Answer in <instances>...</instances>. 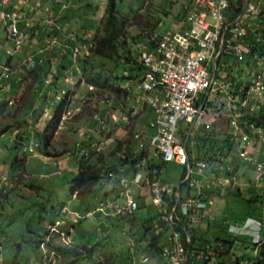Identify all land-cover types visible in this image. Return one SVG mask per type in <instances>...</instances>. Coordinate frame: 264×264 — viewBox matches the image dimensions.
Returning a JSON list of instances; mask_svg holds the SVG:
<instances>
[{"label": "rangeland", "instance_id": "374dc122", "mask_svg": "<svg viewBox=\"0 0 264 264\" xmlns=\"http://www.w3.org/2000/svg\"><path fill=\"white\" fill-rule=\"evenodd\" d=\"M114 1L116 11L123 19L122 41L134 57H141L146 38L154 29L158 33H165L178 31L181 27L183 14L179 0L174 4L168 0ZM252 2L264 18V0ZM108 3L109 0H31L27 6L20 4L23 8L18 7L26 18L22 23L26 41L18 50L7 41V32L0 23V68H8L7 77L0 82V130H3L0 135V238L3 236L2 243L0 241V264H35L39 253L42 254L41 249L36 250L35 244L37 241H44L45 236L49 240L48 244L64 249L76 248L73 243L83 244L85 240L98 243L92 258L78 264H110L112 261L124 264L123 261L127 259L125 252L129 248L133 264H165L158 257L151 258V255L143 263L142 259L147 255L135 257L133 254L136 248L143 250V245L148 244L150 235H144L142 242L138 244L135 239L143 235L144 221L157 213L149 197L142 200L146 208L124 222L95 212L101 203L117 200L109 192V183H104L106 181L83 185L78 192L71 194V182L78 171L80 158L75 151L78 133L97 131L93 116L110 112L116 108V101L130 104L127 101L130 98L128 90L135 87L132 81L122 78L126 77L124 66L121 65L123 59L118 62V66L111 63L102 65L88 50L87 45L95 34L102 35V20ZM257 18L250 19L255 22ZM256 32L261 41L253 52L247 48L242 62L228 58L227 70L236 75L240 86L251 85L252 74L256 72L264 82L263 28L258 27ZM68 34L75 35L82 46L77 64L72 63L68 56V52H71ZM29 58L33 64H29ZM35 61L40 62L37 64ZM97 74L104 79L111 76L109 84L123 89L126 95L122 93L118 100L116 95L108 96L86 84L87 75L94 77ZM117 76L119 81L115 82L113 78ZM199 99H204V96ZM61 102L64 106L62 117L65 120L62 121L61 117L56 129L51 132L48 128L54 111ZM208 111L210 114L198 120L195 129H206L205 132L224 139L230 132L227 120L223 117L215 118L210 108ZM145 116L148 117V114L138 116L134 128V132L143 136V145L148 133ZM218 120L220 124L216 123ZM111 136L115 141L99 155V159L88 160L103 177L110 166L118 163L120 157L126 156L128 147L137 146L131 134L126 136L122 126L113 129ZM93 138L99 140V136L95 135ZM119 141H123L120 142L121 148L117 145ZM109 142L110 140L107 141ZM192 142L194 145L189 150L196 157L198 148L195 140L192 139ZM237 151L238 144L235 143L231 155L236 157ZM251 151L252 158L258 157L260 162H264L263 141H257ZM236 162L241 164L240 160V163ZM155 163L160 164L158 161ZM224 168L225 165L222 170ZM253 168L252 163L241 164L236 187L229 189L228 185L229 190L238 188L239 197L224 198L225 189L221 190L223 194L218 197L211 211L214 220L219 223L225 221L227 225L234 223L235 219H244L249 212L259 211L262 214L264 199L263 203L256 199V202L247 204L256 195H264V170L262 181L251 182L257 176L256 173L253 174ZM182 172V166L170 163L163 167L162 177L165 182L177 186ZM136 192L137 188H134V196ZM147 192L148 189L143 190L145 195ZM111 210L110 205L106 211ZM56 221L64 224L56 229H64L65 237L70 236L69 240L50 233L48 227ZM256 225L254 229H257ZM207 226L204 221L196 225L205 240L211 243L215 239L232 242L229 254L212 258L210 264H256V260L264 264V226L257 244L253 243V237L226 233L219 225ZM253 234L257 235V232L253 231ZM235 236L239 238L236 239ZM127 242L131 245L128 246ZM39 248L46 254L49 252L46 247H41V243ZM203 256L204 253L200 252L193 264H202ZM44 262L48 264V261ZM54 262L62 264L65 261L62 257L55 256L49 264Z\"/></svg>", "mask_w": 264, "mask_h": 264}, {"label": "built area", "instance_id": "2783aa9c", "mask_svg": "<svg viewBox=\"0 0 264 264\" xmlns=\"http://www.w3.org/2000/svg\"><path fill=\"white\" fill-rule=\"evenodd\" d=\"M30 1L0 0V21L15 50L22 48L26 41L22 29L26 18L18 6L23 8L21 5L27 6ZM233 3L240 9L236 16ZM179 4L183 14L180 29L165 33L153 31L146 38L139 59L143 71L134 79L135 87L128 90L130 98L127 101L132 105L116 101V108L110 112L95 114L93 120L97 131L80 132L75 142L78 156L96 161L115 141L111 136L113 129L122 126L126 136L131 134L137 143L131 152L132 159L138 161L132 167L124 165L103 177L101 181L109 183V192L117 200L101 203L95 212L128 222L142 210L133 189H148L151 205L157 209L153 232L161 235L167 230L160 243V259L165 264H193L190 229L211 215L218 197L228 185L230 189L236 187L241 164L252 163L253 174L257 176L251 182L261 181L264 170V162L251 156L257 141L264 143V129L254 124L243 126L241 120V109L256 113L264 109V82L256 72L252 74L251 85L240 86L236 75L227 70L228 58L242 62L247 48L253 52L260 43L256 29L262 27L264 35L263 16L252 0H179ZM251 17H258L257 21H252ZM68 35L72 43L70 60L77 64L82 46L75 35ZM32 63L29 58V64ZM7 70L5 66L0 68V81L6 77ZM124 74L128 75L127 72ZM202 95L204 99L200 100ZM208 108L215 118L227 120L229 135L238 144L237 156L231 158L228 153L227 158H221V163L198 159L189 150L194 145L190 136L200 130L195 129L197 121L210 114ZM145 114H148L145 116L148 133L143 145V136L134 132V128L138 116ZM93 132L99 140H94ZM139 155H142L141 160ZM157 161L159 165L155 163ZM170 163L180 165L183 172L186 171L177 186L165 182L162 177L163 167ZM172 202L175 204L171 205ZM110 205L112 210L107 212ZM262 215L261 219L247 218L241 224H231L228 231L237 236L253 237V243L257 244L264 226V211ZM255 224L257 229L253 228ZM61 225L64 224L56 221L48 230L65 237L64 229H56ZM65 238L69 240L67 235ZM127 245L131 243L127 242ZM207 258L205 254L204 259ZM147 261L148 257L142 259L143 263Z\"/></svg>", "mask_w": 264, "mask_h": 264}, {"label": "trees", "instance_id": "16d2710c", "mask_svg": "<svg viewBox=\"0 0 264 264\" xmlns=\"http://www.w3.org/2000/svg\"><path fill=\"white\" fill-rule=\"evenodd\" d=\"M232 8L234 10V16L238 15L240 12V9L238 8V6H236L233 3ZM102 21L104 22V27L102 28V31H101L102 35L95 34V37L91 39V42L88 44V45H91L90 52L93 58H95L96 61L102 65H104L105 63H111V64H116L115 66L120 65L118 62L121 61V59H123L122 60L123 62L121 65L124 66L123 69L127 71L128 73L127 77H122L123 80H134L137 76H139L142 73L143 67L140 64V60H139L140 57L138 58L134 57L131 54V52L126 48L125 43L122 41L121 28L123 26V19L121 18L119 13L116 11L114 0H109V3L105 9V16L103 17ZM71 25H72V22H71ZM68 43L70 46H72V43L70 41ZM68 56L70 57V52H68ZM38 62L40 61H35V63L37 64ZM6 77H7V74H6ZM113 79L115 80V82L119 81L118 76ZM111 80H112L111 76H108L105 79L101 78V76L98 74L95 75L94 77L92 75L86 76V84L92 87H96L100 92L106 93L108 96L110 94H114L116 95L117 99H119L120 98L119 96H122V93L126 95V92H124L123 89L114 88L113 86H111L109 84ZM62 103L63 102H61V104L54 111V115L50 122L51 126L48 128L50 129L51 132H53L56 129L57 124L60 120V117L63 113L64 106ZM241 112H242L241 120L243 122V126L254 124L256 127H262L264 129V109L257 113L256 112H246L243 109H241ZM2 131L3 130H0V135ZM205 131L206 130L204 131L198 130L192 133V135L190 136V140L192 139L195 140L196 142L195 145L198 148V155L196 156V158L209 161L210 163H221L222 162L221 158L222 157L227 158L228 153H229V157L231 156V158H234V156H232L231 154L233 153L232 151L235 147L236 142L234 138H232V136L227 134L224 139H221V138H217L215 134L208 133ZM127 144L129 146V142ZM117 145L119 146V148H121L122 146L120 142L117 143ZM134 148L135 146L128 147L126 151L127 152L126 156L120 157L118 163H115L112 166H110L107 169V172L117 171L119 167H122L124 165H129L130 167H132L138 161V159L137 160L132 159L131 152L133 151ZM138 158L141 160L142 155H139ZM98 159L99 157L96 159V161ZM78 161H79L78 166H77L78 171L75 174L74 179L71 182V194L72 195L78 192V189L83 187V185H87V184L94 185L100 182L103 178L102 174L100 175L99 172L91 166V162H89L86 158L82 156L79 158ZM185 175H186V171L184 170L182 174V178H184ZM262 185L264 188V182L262 183ZM229 189H227L224 192V198H227L228 196H234V197L238 196L239 197L240 194H239L238 188L233 189V190H229ZM148 197H149L148 195H145L143 193V190H139V191L137 190L135 198L138 201L140 209L146 208V206L142 204V200ZM256 199H260L259 202L263 203L264 195L263 194L256 195L254 198L248 200L247 204L250 205L252 201L256 202ZM173 204H175V202L171 203V205ZM262 216L263 215L259 211L256 213L249 212V214L244 219H235L234 223H228L227 225H225L226 224L225 221L219 223L217 220H214L212 218V213H211V215L203 221L207 222L208 224L207 228L211 225H215V226L219 225V228L224 229L226 233L228 232L229 234H232L228 231L229 225L235 224V223L241 224L249 217L251 218L253 217L257 219L258 217H260L261 219ZM155 218L156 216H152L151 218L144 221L143 226H142L144 229L143 235L140 238L135 239V243L138 244L142 242V239L144 235L146 234L150 235V237L148 240V244H146L145 246L143 245V250H140L139 248L135 249L133 253L135 257L142 254V255H147V257L151 255V258H155V257L160 258V253H161L160 243L163 241L167 230L165 231V233L161 235H156L153 232V227H152L153 221L155 220ZM203 221H201L200 223H202ZM190 234H191V241H192L191 243L192 245L190 249V256H191L192 262H194V260L197 259V256L200 252H203L204 255L206 254L208 256L207 259H204V256H203L202 264H210V260L212 258L228 255L229 252L232 250V247H231L232 242L221 241L219 239H215V242L211 243L205 240L200 233V228L198 227L190 229ZM67 237L70 238V236H67ZM239 237H236V239H238ZM0 239L2 243L3 236H1ZM48 241L46 240V236H45L44 241L36 242L35 244L36 250L39 251L41 249L42 254L38 252L39 257H38V260L35 262V264H42V262L43 264H47L44 261H48V264H49L51 262V258L55 256L57 258L62 257L64 259L65 262L62 264H78L80 262L90 260L92 256L94 255L95 249L99 246L98 243L94 244V243L88 242L87 240H85L83 244L80 243L81 245L77 243L75 244L72 241V243L74 244L76 248L64 249L59 246H53L51 244H48ZM40 243L41 245L44 244V247H46V249L49 251L47 254L44 253V250L42 248H39ZM207 245H208V248H207ZM0 247H2L1 244H0ZM17 249L19 250V246H17ZM130 249L131 248H129V250L127 251L125 250L127 259L123 261L124 264H133L134 262V260L131 257L132 255H131ZM260 254L263 255L262 252H260ZM41 259H42V262L40 261ZM12 263L14 264V262ZM255 263L262 264L260 260H256ZM53 264H56V263L54 262ZM110 264H116V263L112 261L110 262Z\"/></svg>", "mask_w": 264, "mask_h": 264}, {"label": "clouds", "instance_id": "9594fccd", "mask_svg": "<svg viewBox=\"0 0 264 264\" xmlns=\"http://www.w3.org/2000/svg\"><path fill=\"white\" fill-rule=\"evenodd\" d=\"M168 2L171 3V4H174V3H175V2H171V1H169V0H168ZM119 15H120V14H119ZM0 23H1V22H0ZM54 25H55V24H54ZM153 31H156V30L154 29ZM153 31H152V32H153ZM6 39H7V38H6ZM7 41H8V40H7ZM8 42H10V41H8ZM10 43H11V42H10ZM11 45H12V43H11ZM12 46H13V45H12ZM87 46L89 47V45H87ZM70 48H71V46H70ZM88 50H90V47L88 48ZM88 52H89V51H88ZM6 68H7V67H6ZM7 69H8V68H7ZM125 72H127V71H125ZM6 74H8V70H7V73H6ZM125 76H126V75H125ZM127 76H128V75H127ZM127 76H126V77H127ZM5 78H6V77H5ZM3 79H4V78H3ZM1 81H2V80H1ZM1 81H0V82H1ZM129 81H130V82L132 81V83L134 82V80H129ZM57 98H58V97H57ZM62 114H63V113H62ZM104 114H105V113H104ZM102 115H103V114H102ZM61 117H62V115H61ZM61 117H60V119H61ZM93 122H94V120H93ZM94 124H95V123H94ZM95 129H96V126H95ZM95 135L97 136V134H96L95 132H93V137H94ZM34 145H36V144H34ZM36 147H37V146H36ZM102 179H103V178H102ZM261 181H262V180H261Z\"/></svg>", "mask_w": 264, "mask_h": 264}, {"label": "crops", "instance_id": "0c3cea01", "mask_svg": "<svg viewBox=\"0 0 264 264\" xmlns=\"http://www.w3.org/2000/svg\"><path fill=\"white\" fill-rule=\"evenodd\" d=\"M208 110H209V108H208ZM220 121L218 120V121H216V123H219ZM220 124V123H219ZM249 218H251V217H249Z\"/></svg>", "mask_w": 264, "mask_h": 264}]
</instances>
